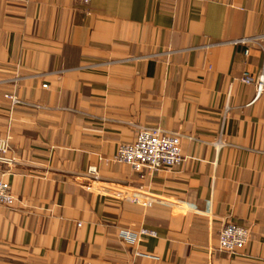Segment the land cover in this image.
I'll return each mask as SVG.
<instances>
[{"label":"crops","instance_id":"0c3cea01","mask_svg":"<svg viewBox=\"0 0 264 264\" xmlns=\"http://www.w3.org/2000/svg\"><path fill=\"white\" fill-rule=\"evenodd\" d=\"M261 35L264 0H0V264H264V95L240 82L264 52L233 43ZM146 128L181 136V165L113 163Z\"/></svg>","mask_w":264,"mask_h":264},{"label":"built area","instance_id":"2783aa9c","mask_svg":"<svg viewBox=\"0 0 264 264\" xmlns=\"http://www.w3.org/2000/svg\"><path fill=\"white\" fill-rule=\"evenodd\" d=\"M82 1L85 5H88L91 0ZM261 41L264 42V35L243 38L233 43L236 45L256 44L260 46L264 52V47L260 43ZM249 54V49L245 50V55L247 57ZM240 82L255 88V100H258L264 95V69L258 74L245 72L240 78ZM4 97L10 102L12 107L20 103L13 94L5 95ZM9 141V137L0 141V166H6L8 169L13 167L16 163L15 159L7 157L10 146ZM215 145L217 147H222L225 146L226 143L219 138ZM112 161L116 164L129 166L136 173H142L145 170L149 173L170 171L183 162L182 138L179 134H169L160 128L140 129L135 142L118 146ZM86 174L89 177H96L97 170L95 167H90ZM87 189L90 190L89 187H87ZM129 200L136 204H150L143 202V199L139 195H134ZM14 202L15 199L10 193L9 185L0 178V208L12 207ZM250 234L249 228L229 222L224 226L220 234L219 247L228 254H236L243 250L249 243ZM121 236L124 240L136 242L143 237H155L156 233L147 229H141L137 234L123 232Z\"/></svg>","mask_w":264,"mask_h":264}]
</instances>
